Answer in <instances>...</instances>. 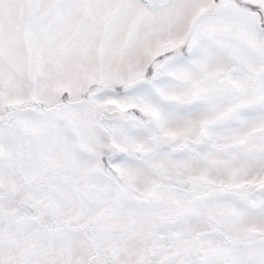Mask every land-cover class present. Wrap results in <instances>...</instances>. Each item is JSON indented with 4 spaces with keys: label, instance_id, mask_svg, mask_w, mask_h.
<instances>
[{
    "label": "snow or ice",
    "instance_id": "snow-or-ice-1",
    "mask_svg": "<svg viewBox=\"0 0 264 264\" xmlns=\"http://www.w3.org/2000/svg\"><path fill=\"white\" fill-rule=\"evenodd\" d=\"M0 264H264V0H0Z\"/></svg>",
    "mask_w": 264,
    "mask_h": 264
}]
</instances>
